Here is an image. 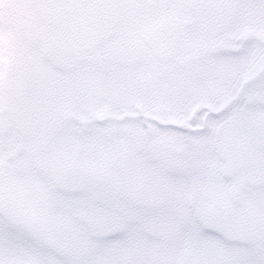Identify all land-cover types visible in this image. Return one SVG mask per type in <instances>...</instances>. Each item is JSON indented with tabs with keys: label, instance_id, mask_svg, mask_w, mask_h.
Listing matches in <instances>:
<instances>
[{
	"label": "snow or ice",
	"instance_id": "obj_1",
	"mask_svg": "<svg viewBox=\"0 0 264 264\" xmlns=\"http://www.w3.org/2000/svg\"><path fill=\"white\" fill-rule=\"evenodd\" d=\"M188 7L211 12L191 36ZM237 7L32 0L23 65L0 34V119L30 137L0 168L22 169L34 193L29 213L0 206L10 252L29 264H264V192L233 210L250 167L264 185V107L234 103L264 101V0L234 22L225 9ZM31 77L41 86L26 96Z\"/></svg>",
	"mask_w": 264,
	"mask_h": 264
},
{
	"label": "clouds",
	"instance_id": "obj_2",
	"mask_svg": "<svg viewBox=\"0 0 264 264\" xmlns=\"http://www.w3.org/2000/svg\"><path fill=\"white\" fill-rule=\"evenodd\" d=\"M160 13L154 12L153 16ZM240 17L234 15V22H238ZM39 22L38 18H28L26 20H20L17 10L14 7L11 0H0V34H3L5 39L11 34L15 44L17 46V54L21 61V64H25L30 58L34 49V42L32 39V25ZM201 22V18L198 15H194L190 21L192 27H198ZM55 26V25H54ZM258 44H264V41H255ZM76 68L70 69V71H76ZM31 82L26 86L25 95L30 94L33 84L35 87L41 85L35 82V78H30ZM7 95V92H6ZM238 106L246 105L249 109L255 110L260 107H264V101L254 99L248 94H240L234 101ZM226 178L232 179L231 176ZM247 191L251 192V195H245L243 198H236L233 203L234 211H242L245 209L247 201L253 198L259 197L261 192H264V185L258 183L255 188L249 187ZM34 198V193L26 186L25 176L19 178L7 179L2 187H0V206L5 210L13 213L23 215L31 212V202ZM240 243V241H237ZM31 257L23 252L17 250L15 253L10 252L7 241H0V264H29ZM60 264H70L71 256L58 257Z\"/></svg>",
	"mask_w": 264,
	"mask_h": 264
},
{
	"label": "rangeland",
	"instance_id": "obj_3",
	"mask_svg": "<svg viewBox=\"0 0 264 264\" xmlns=\"http://www.w3.org/2000/svg\"><path fill=\"white\" fill-rule=\"evenodd\" d=\"M239 6V17L242 14H246L244 7L256 2V0H234ZM14 7L17 10L20 20H26L29 16L27 5L32 2V0H11ZM250 19L253 23L259 22L258 16H251ZM30 141V137L25 131L17 127L15 120H8L6 117L0 119V157L9 156L12 153H15L14 156H11V159H18L19 157L25 155L22 144H27ZM22 169H13L11 173L5 167L0 168V187L3 186L7 179L19 178L24 176ZM216 257H214L215 259Z\"/></svg>",
	"mask_w": 264,
	"mask_h": 264
},
{
	"label": "flooded vegetation",
	"instance_id": "obj_4",
	"mask_svg": "<svg viewBox=\"0 0 264 264\" xmlns=\"http://www.w3.org/2000/svg\"><path fill=\"white\" fill-rule=\"evenodd\" d=\"M153 3H177V4H182V3H189L191 4V0H152ZM180 17L185 21V23L183 24V30L184 32L191 36L192 34H194L197 30V27H192L190 24V21L192 19V17L194 16L191 7L185 8L183 10L180 11L179 13ZM173 23H175V18L173 20ZM226 147L231 149L232 145L230 142H226ZM255 175H256V168L255 166H252L248 169V182L245 184V186L243 187V189L241 190V192L234 197V202L236 200V198H243L245 195L250 196L251 192L247 191V189L249 187L255 188L256 186H258V182L255 179ZM227 180H230V178H226ZM143 259H148V256H144L142 257ZM208 259H214V256H209L207 257Z\"/></svg>",
	"mask_w": 264,
	"mask_h": 264
},
{
	"label": "water",
	"instance_id": "obj_5",
	"mask_svg": "<svg viewBox=\"0 0 264 264\" xmlns=\"http://www.w3.org/2000/svg\"><path fill=\"white\" fill-rule=\"evenodd\" d=\"M204 3L207 5H215V4H221V3H234L231 0H191V4H200ZM235 4V3H234ZM191 10L194 15H198L201 19L207 15H210L211 12L209 9H202L199 7H191ZM226 11H231L235 16L239 17L237 8L235 10L232 9H225Z\"/></svg>",
	"mask_w": 264,
	"mask_h": 264
}]
</instances>
